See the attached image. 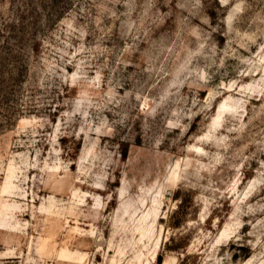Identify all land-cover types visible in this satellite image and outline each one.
Masks as SVG:
<instances>
[{
  "label": "rangeland",
  "instance_id": "1",
  "mask_svg": "<svg viewBox=\"0 0 264 264\" xmlns=\"http://www.w3.org/2000/svg\"><path fill=\"white\" fill-rule=\"evenodd\" d=\"M0 264H264V0H0Z\"/></svg>",
  "mask_w": 264,
  "mask_h": 264
},
{
  "label": "trees",
  "instance_id": "2",
  "mask_svg": "<svg viewBox=\"0 0 264 264\" xmlns=\"http://www.w3.org/2000/svg\"><path fill=\"white\" fill-rule=\"evenodd\" d=\"M159 260H160V257H159Z\"/></svg>",
  "mask_w": 264,
  "mask_h": 264
}]
</instances>
